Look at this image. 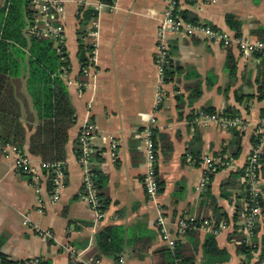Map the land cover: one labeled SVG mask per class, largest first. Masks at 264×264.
Masks as SVG:
<instances>
[{"label": "crops", "instance_id": "crops-1", "mask_svg": "<svg viewBox=\"0 0 264 264\" xmlns=\"http://www.w3.org/2000/svg\"><path fill=\"white\" fill-rule=\"evenodd\" d=\"M64 1L56 25L62 30L61 45L70 62L64 81L76 111L67 145V181L60 200L54 202L51 177L42 170L41 159L29 154L28 145L23 153L35 167L31 176L17 171L15 155L0 150L1 253L13 262L39 258L51 264H69L67 246L83 259L95 257L98 235L110 226H119L126 230L128 247L118 262L101 257V263L153 264V253L167 247L157 228V219L163 214L172 238L190 249L195 247L196 264H244L245 258L237 250L247 206L242 173L254 150L253 138L263 134L264 100L258 98L262 60L236 47L225 49L200 35L170 34L173 71L169 82L160 87L157 33L165 0H117L114 9L113 3L90 0L91 5L83 8L98 14L96 31L91 35L95 55L82 79L78 56L80 0ZM178 15L235 36L227 24V17L233 16L241 24L242 37L264 43V0H181ZM29 27L26 22L27 41ZM229 56L236 64L233 75L228 68ZM81 82L87 84L83 93H79ZM197 84L202 94L193 100L192 88ZM159 91L163 102L155 114ZM22 92L26 94V89ZM209 110L214 114L233 110L244 126L227 129L216 123H197V115L211 114ZM153 118L156 168L162 183L155 201L147 197L143 186L147 172L143 131ZM87 121L96 127L92 164L106 178L100 194L108 204L101 221L82 199L84 174L77 143ZM113 143L117 144L116 159L112 157ZM196 157L230 163L212 175L201 196L196 189L203 171L190 159ZM261 189L262 217L253 238L258 251L251 264L257 262L264 243V164ZM27 218L29 226L24 225ZM189 218L215 222L219 228L216 241L227 258L209 263L204 257L202 246L209 234L204 228L198 229V239L178 234L179 221ZM45 231H50L53 238L44 237Z\"/></svg>", "mask_w": 264, "mask_h": 264}, {"label": "trees", "instance_id": "trees-1", "mask_svg": "<svg viewBox=\"0 0 264 264\" xmlns=\"http://www.w3.org/2000/svg\"><path fill=\"white\" fill-rule=\"evenodd\" d=\"M99 1L101 4L111 5L114 0ZM79 12L78 56L82 68L81 78L84 79L85 71L92 65L91 59L95 46L91 35L96 31L95 23L98 14L97 11L86 8ZM36 17L37 13L32 0H14L7 13L0 12V144L15 146L22 151L28 145L29 154L40 158L45 164L65 162L69 131L76 122V111L63 77L65 73L63 69L69 71L70 62L59 39L50 37H30L28 41L25 39L26 22L31 27ZM182 19L191 24H198L195 20H190L187 15ZM227 24L231 30L236 32L237 37L241 36V24L233 16L227 17ZM256 57L262 60L260 69L263 75L258 98L264 100V57L260 55ZM235 66L232 56H229L228 68L232 75L235 73ZM172 71L173 66L169 61L165 71V83L169 82ZM23 88L26 89V94L22 92ZM192 89V99L198 100L202 94L200 85L197 84ZM208 112L216 113L212 110ZM223 115L238 117L233 110H228ZM29 133L30 137H28ZM262 137V134H258L253 138L254 150L260 147ZM77 156L80 157L79 142L77 143ZM199 159L194 158L197 166ZM261 164H264V156L261 158ZM19 173L31 176L25 174L23 170ZM242 174L244 175V171ZM212 178L213 176L210 179ZM105 181L106 178L95 170V182L103 211L106 210L108 204L100 194ZM159 183L160 190H162L160 180ZM261 206L263 209V199ZM199 228L187 231L183 237L198 239ZM256 230L257 228L254 236ZM238 239V254L245 258L244 264H251L254 254L258 251L252 246L254 241L252 245L247 244L244 233ZM127 247L126 230L119 226H110L98 235L97 252L94 255L97 259L109 257L118 262ZM190 248L189 245L177 242L175 251L168 247L158 250L152 255L153 264H196V249L195 247ZM202 251L209 263L212 260H224L228 257L227 252L218 247L216 235L212 234L207 235ZM260 258L264 259V243ZM33 261L13 262L0 250V264H33ZM38 264L51 263L39 259ZM255 264H260V262Z\"/></svg>", "mask_w": 264, "mask_h": 264}, {"label": "built area", "instance_id": "built-area-1", "mask_svg": "<svg viewBox=\"0 0 264 264\" xmlns=\"http://www.w3.org/2000/svg\"><path fill=\"white\" fill-rule=\"evenodd\" d=\"M13 1L14 0H0V12L7 13ZM89 1L90 0H80V8L82 9L87 5H91ZM116 1L117 0L113 1L111 6L112 9L116 7ZM64 2V0H32V5L36 9L37 17L34 24L29 27L28 35L34 38H56L59 39V43L63 45L62 30L60 26L56 24L59 22V13L62 10ZM165 2L166 8L163 12L161 25L157 33L156 65L160 77V87H163L165 84V71L170 61L168 40V36L170 34L186 35L188 37L200 35L203 36L207 41L221 45L225 49L236 47L243 54L254 56L260 55L264 57V43L253 42L242 36H231L221 31L209 28L205 25L188 23L178 15L181 0H165ZM94 55L95 51L93 52V57L91 60L92 62H94ZM63 70L65 71L63 77H65L69 71H67V69ZM78 87L79 93H83L87 87V84L81 82L79 83ZM162 102L163 94L161 91H159V96L154 109L155 114L159 111ZM196 122L201 125H210L216 123L227 129H241L244 126V121L240 117L233 118L227 117L223 114H208L205 112H200L197 115ZM154 124L155 119L153 118L143 131L147 163V172L143 179V186L147 197L152 201H155L160 194V183L156 168L157 158ZM261 131L263 132L261 145L258 149L253 150L243 175L245 181V190L248 195L243 233L245 235V241L249 245H252L251 243L254 238V231L261 220L263 210L261 206L263 199V191L261 189V158L264 156V147L262 146L264 141V126ZM95 132L96 127L91 121H87L80 130L78 137L80 157L78 158V161L82 166L84 174V190L82 199L90 206L96 216L97 221H101L105 217V212L102 210L101 199L99 197V192L95 182V170L92 164V157L96 153L92 146V139ZM116 148L117 144L113 143L111 147L113 159H116L117 157ZM0 150L3 153L15 155L16 169L18 172L23 170L27 175H33L35 173V167L33 166L30 158L25 155L18 147L11 145H0ZM190 159L193 163H196V160L193 158ZM198 166L201 167L203 171L201 182L196 189L197 194L201 196L208 189L210 177L220 168L230 166V163L205 157L199 159ZM41 168L53 179L52 199L54 202L59 201L61 192L64 189L67 181V168L65 162L47 164L42 163ZM167 224V219L163 216V214L159 215L157 219L159 235L164 243H166L167 247L172 251H175L177 241L172 238L171 234L169 233ZM24 225L29 226L28 218L25 219ZM198 227L206 229L209 234H219V228L214 221L211 219H206L200 222L196 218L180 220L178 223L177 232L180 236H183L187 231L197 229ZM43 236L49 239L53 238V234L50 231H45ZM66 251L69 254V264H102L101 260L95 257L83 259L81 254L77 253V251H75V249L70 246L66 247ZM33 260V264L39 263V258ZM257 262L264 264V259L260 258L259 256Z\"/></svg>", "mask_w": 264, "mask_h": 264}]
</instances>
